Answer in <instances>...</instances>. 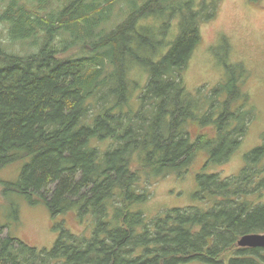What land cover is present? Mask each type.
Segmentation results:
<instances>
[{
    "label": "trees",
    "instance_id": "trees-1",
    "mask_svg": "<svg viewBox=\"0 0 264 264\" xmlns=\"http://www.w3.org/2000/svg\"><path fill=\"white\" fill-rule=\"evenodd\" d=\"M219 3L6 0L10 45L35 52L8 54L0 40V171L24 162L3 193L43 202L65 221L52 226L50 250L0 227V264H221L240 236L264 234V133L238 174L196 177L198 205L150 220L134 210L151 196L143 176L185 175L201 152L226 162L253 120L241 64L221 61L226 77L209 91L183 82ZM135 68L142 87L130 79ZM226 263L264 264V248H238Z\"/></svg>",
    "mask_w": 264,
    "mask_h": 264
},
{
    "label": "rangeland",
    "instance_id": "rangeland-1",
    "mask_svg": "<svg viewBox=\"0 0 264 264\" xmlns=\"http://www.w3.org/2000/svg\"><path fill=\"white\" fill-rule=\"evenodd\" d=\"M6 0H0V14ZM173 25L164 38L165 43L173 42L177 34V26ZM157 20L155 24H157ZM0 40L5 42L6 53L18 55L34 53V46L23 42L10 45L6 27L0 23ZM166 49L155 56L158 60ZM227 52V54H226ZM12 53V54H13ZM145 56V52L139 53ZM221 61L229 64H241L247 73L244 89L254 108V117L249 124L247 134L242 139L235 153L221 164L207 162V155L198 153L193 159L189 171L182 176L171 174L166 177L151 179L147 182L143 176L141 183L151 192L146 203L136 205L134 210L141 211L147 220L162 215L165 211L182 209L198 205L196 177L199 174L217 173L221 177L236 175L244 166V156L260 145L264 133V0H220L214 18L200 26V43L196 47L189 64L183 72L186 89L196 94L198 89L210 90L226 77ZM131 80L138 81L142 87L146 74L135 68L131 71ZM135 95V94H134ZM133 95V96H134ZM192 133L193 129H191ZM212 135V130H205ZM24 162H18L0 171V227L3 235L28 243L38 249L50 250L58 236L52 229L62 217H51L48 207L39 202L30 205L23 197L14 193H3V184H15ZM16 215V220L14 216ZM74 232L81 231L79 226L67 220ZM238 248H233L221 257V264H227L230 257L235 256ZM200 264V263H190Z\"/></svg>",
    "mask_w": 264,
    "mask_h": 264
},
{
    "label": "water",
    "instance_id": "water-1",
    "mask_svg": "<svg viewBox=\"0 0 264 264\" xmlns=\"http://www.w3.org/2000/svg\"><path fill=\"white\" fill-rule=\"evenodd\" d=\"M238 248H264V234H246L236 242Z\"/></svg>",
    "mask_w": 264,
    "mask_h": 264
},
{
    "label": "bare ground",
    "instance_id": "bare-ground-1",
    "mask_svg": "<svg viewBox=\"0 0 264 264\" xmlns=\"http://www.w3.org/2000/svg\"><path fill=\"white\" fill-rule=\"evenodd\" d=\"M60 230V229H59Z\"/></svg>",
    "mask_w": 264,
    "mask_h": 264
}]
</instances>
